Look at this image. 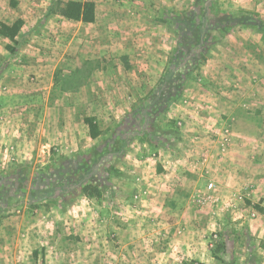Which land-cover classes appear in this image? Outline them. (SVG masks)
Instances as JSON below:
<instances>
[{
	"label": "rangeland",
	"instance_id": "374dc122",
	"mask_svg": "<svg viewBox=\"0 0 264 264\" xmlns=\"http://www.w3.org/2000/svg\"><path fill=\"white\" fill-rule=\"evenodd\" d=\"M52 1L0 0V8H10L1 14L6 22L25 20L15 56L6 50L8 41L6 45L0 41V226L6 228L0 237V264H264V213L253 207L264 208V185L259 182L264 180V99L251 97L264 93V77L260 78L264 74V32L258 30L256 21L264 24V0H172L167 11L162 9L165 1L156 0L152 51L147 50L150 39L140 37L135 44L130 31H123L120 51L111 53L116 56L111 61L99 57L98 26L49 15ZM231 13L252 16L254 21L229 32L213 29ZM194 23L199 28L208 24L213 30L201 36ZM54 26L60 34L67 29L78 32L83 42L66 47L62 41L61 48ZM203 40L217 44L194 69ZM42 60L48 74L44 78L39 75ZM175 63L179 68L170 75L168 70ZM205 67L208 74L215 72L213 81L223 76L220 83L225 85L219 90L233 88L238 103L250 115L242 119L239 129L234 118L228 123L221 119L212 130L215 151L198 157L204 167V185L214 182L219 198L216 204H188L197 221L199 215L206 216L200 227L210 253H202L199 261L192 253L198 244L186 252L177 247L169 252L173 240L165 232L167 218L161 217L168 207L162 200L148 205V200H155L153 191L145 194L141 185L131 188L129 182L134 178L131 170L138 168L134 155L142 152L160 166L159 154L169 152L152 150L147 142L142 147L146 135H140L146 127L159 135L177 127L180 140L172 150L180 153L181 161L187 156L183 151L192 150L185 133H190V127L181 114L201 116L206 106L199 97L216 102L218 95L199 88L197 100L185 91L196 74L198 85L203 83ZM233 68L248 70L259 81L250 103H245L248 99L241 94L238 80L229 76ZM15 78L26 88H17ZM165 105L163 115H147ZM85 117L97 120L102 131L98 139L89 137ZM227 129L231 140L225 145ZM170 139L175 141L173 136ZM120 140L127 142L123 159L114 154ZM236 146L243 153L237 158L245 160V172L234 173L230 183L224 170L218 175L212 169L211 161L226 160ZM115 165L122 176L111 168ZM109 169L112 174L107 176ZM90 180L108 181L101 199L89 193L79 196ZM191 193H186L187 199ZM181 224L188 226L186 232L179 231ZM197 225L195 218L180 222L174 242L185 233V239L193 242L198 237Z\"/></svg>",
	"mask_w": 264,
	"mask_h": 264
},
{
	"label": "crops",
	"instance_id": "0c3cea01",
	"mask_svg": "<svg viewBox=\"0 0 264 264\" xmlns=\"http://www.w3.org/2000/svg\"><path fill=\"white\" fill-rule=\"evenodd\" d=\"M91 1H94L96 4V21L92 24H84L82 22H77V23L82 25L98 26V32H99L98 36L100 38V40L98 39V41L102 43V45L99 47V51H100L99 57L102 61L103 60L111 61L112 59H116V56H112L111 53H118L120 51L118 47L119 45H122L120 43V40L121 37H124L123 31H130V39L134 41L132 43L135 44H138V40L140 39V37L150 39V41L148 40L147 43L150 44L149 46H147V50L149 51L150 49L152 51L153 44L155 43V38H154L155 34L153 32V27L155 26L151 23V20L152 18H154L157 9L153 5V2L154 1L156 2V0H91ZM164 1L166 4L162 5L163 6L162 9L163 10L165 9V11L171 9L169 7L170 5H172V0H164ZM9 9L10 8H0V21L6 22L4 18H2L1 14L4 13V10L6 11ZM19 19H22L25 22L23 18H19ZM58 23L59 22H56V24ZM54 27L55 29L57 28V26ZM57 29L59 31V28ZM57 29L56 32H53V34L56 33V35H58L57 38H59L60 40L59 43H61L60 44L61 48L63 42L64 44H66V47H69V43L74 42L75 44H77L76 46H78V44L82 43L84 40L83 38L80 37L81 35L77 36L78 32H75L73 30L69 31V29H67L62 31V34L66 33V35L64 36L60 34L57 31ZM118 33H120L121 36H118ZM167 40H169V36ZM0 41H3L5 45L7 44L6 40L1 37H0ZM42 42H46V40H42ZM76 46L72 47L71 50H74ZM124 46L125 48L129 46L128 42H125ZM125 48H123V50ZM59 56L60 53L58 52V54L54 56V59L55 60L57 58L59 59ZM150 57L152 60L155 59L153 56ZM41 63L42 66L39 75L41 78H44L48 76V74L45 71L46 64L43 65L44 60H42ZM151 65L155 66L154 63H152ZM207 66L209 67V65ZM206 67L202 71L203 83L198 85V81H197L198 75L196 74L195 78L190 79V81L187 83V87L185 91L189 92L197 100L199 97L198 94H200V91H198L199 88H202L201 90H204L206 92L209 91L208 92L209 95H211L213 91H217L218 92L217 100L216 102H213V100H211L210 98L201 95L199 98L202 100L199 101H201L200 102L201 104H205L206 106L201 116L192 118L186 116L185 113L181 114V117L183 118L184 122H187V124L189 125L188 127H190L189 129L190 133L186 130L185 133L188 135V137H190L191 142L193 143L192 150L187 149L183 151L185 155H187L186 159H184V161H181L177 157V155L180 153H177L178 151L176 149L169 150V152L160 149L159 152L161 151L163 152L159 154L160 157L158 159L161 163L159 166V164H156L155 162L149 160V158H146L142 152H139L137 153V155L133 156L135 165H138V168H133L131 170V173L134 175L133 176L134 178L132 179L131 182H129L131 188H138V186L140 187L141 185L142 190H146L145 194H147V192L151 190L153 191L155 200L154 201L148 200L146 202L148 205L153 202L159 204L162 200V204L168 207V212L166 211L165 214L163 213L161 217L167 218L168 224L165 232L169 234L168 238L170 239L172 238L173 240L171 241V244L169 246L170 247L169 252L170 253L174 252V247H177L176 249L177 251L181 249L186 252L187 250H190L191 247H193V245L198 244L197 246L198 248L196 247L195 249V247H193L192 253L195 259L196 260L198 259L199 261L202 260V258H199L201 257L202 253H205V251H207L208 253L210 252L206 248L207 245L205 246L206 243L202 241L203 239H205V236L203 235L205 230L203 228L201 229L200 227V224L202 226L206 222V216H202L198 214L199 216L197 221V217L194 215V213L190 212V209L188 208V204L190 203L189 201H193L194 192L198 191L199 187L205 186L204 180L201 178V172L204 171V167L203 165H201L200 161L198 160V157L204 156L206 152L213 153L215 151L214 142L212 139L213 138L212 130L218 124H220L221 119H223L224 122L228 123L230 122V119L234 118L235 126L237 129H239L240 124H242V119L245 117H249L250 115L249 113L250 110L245 111L240 106L242 103L240 104L238 103L237 99L239 95H235L236 91L233 88L231 90V87L228 86L229 88L226 89L225 91L219 90L222 89L221 87H224L225 85V84L221 85L220 83V80L223 79V76H221V78H218L217 79L218 81H213V79L216 80L214 76L215 72H211V74H208L209 72L206 70L207 69ZM229 76L238 80L240 87H242L243 89V93L241 94L243 95V97L248 99L247 101H245V103L249 102L251 92L255 93L256 91L257 93L258 88L256 86L259 83V81H257L258 79L256 81L253 80L254 77L248 70L240 71V70H236L235 68H233V72ZM262 77H264V74L260 76V78ZM14 81H15L14 85H16L17 88L20 89L26 88L22 86L23 81L20 80V78H15ZM260 89L262 88L260 87ZM229 92H231V94ZM213 95H216V93H213ZM258 95L260 96L255 95L251 97L253 98V100L258 99V97L262 98V100L264 99L263 92H259ZM215 109H216L215 114H212V111H214ZM141 145L142 147H147L146 143H141ZM179 147H181V144L179 145ZM150 148L152 150H158L156 149V147L154 148V146ZM167 152L168 154H170V156L168 157H170L171 160L167 158V154H166ZM238 152L239 150L238 147L236 146L229 152L226 160L215 159L216 161L214 160L211 161L213 162L212 169L216 170V172H218V175H220L222 170H224L223 174L230 183H232V181L235 180V178L232 177L234 173L242 174L243 172H245V169H243L245 167L244 164L245 160L243 161L242 159L237 158L239 155H243V153L239 154ZM173 155L175 157H173ZM215 155H217V158L219 157L218 153H216ZM162 156L165 158L164 161L161 160ZM152 160L154 159L152 158ZM239 180H241V178H239ZM259 182H260V186L264 185V180L262 184L261 181ZM188 191H191L193 194L191 193L192 197L187 199L186 193H188ZM169 205L171 207L175 206V208L171 209ZM193 218H195V223L198 224L197 225L198 237L195 236L194 241L189 242L190 239L189 240L185 239V237L188 236L186 235L187 233H185L183 237L179 238L180 241L174 242L175 240L174 236L177 235L176 229H178L177 227L180 224V222L186 223L187 221H192ZM4 227L5 224L4 226H0V237H2V232H5L6 230V228ZM179 228H180L179 229L180 232L181 231L183 232L184 230L186 232L188 230V226L184 224H181ZM3 235L5 236L4 233ZM2 246L3 245L0 244V247Z\"/></svg>",
	"mask_w": 264,
	"mask_h": 264
},
{
	"label": "trees",
	"instance_id": "16d2710c",
	"mask_svg": "<svg viewBox=\"0 0 264 264\" xmlns=\"http://www.w3.org/2000/svg\"><path fill=\"white\" fill-rule=\"evenodd\" d=\"M49 15L52 16H61L62 18L70 21L75 22H82L84 24H92L96 21V4L94 1L87 0L85 2L82 1H76V0H53L50 7H49ZM248 21H254V18L252 16H235L232 13L229 15V17L226 20L221 19L220 24L217 27H213V29L219 28V30L223 32H229L230 30L237 28L241 25H247L246 22ZM257 27L260 32L263 30V21L260 19H257ZM176 24L180 25V22H177ZM24 26V21L22 19H17L14 22L8 24L6 22L0 21V37L8 41V44L6 45V50L12 55L15 56L17 54V46L19 45V42L17 40L18 35L20 34L22 28ZM195 29L199 28L200 26L197 23H194ZM224 28V29H223ZM201 32V36H204V33L206 31H210L213 29L209 28V25L206 24L205 27L199 28ZM184 36V35H182ZM217 43L216 42H209L208 40H203L200 43V53H199V62H195L194 69L198 68L200 64L204 63L207 60V55L209 54L212 47H214ZM179 65L175 63L171 66V68L168 70V73L170 75L175 74V72L178 70ZM171 78V76H170ZM168 78V79H170ZM167 106H163L159 108L157 111L147 112V115L153 114L154 116H160L163 115V113L166 111ZM83 122L88 130V135L92 140L98 139L102 135V131L100 129V126L97 122V120L94 117H85L83 119ZM147 129V127H146ZM144 129V131L141 133V142H147L150 146H154L156 148H164L172 150L177 142L180 140L179 138V129L177 127L173 129H168L167 132L163 134H151L152 132H149L148 130ZM145 130L149 132V134H146ZM154 135V136H153ZM173 136L174 140L170 139V137ZM154 137L156 139L154 140ZM120 145V148L118 151L114 152L115 156L119 159H123L126 155V152H124L123 148L126 146L127 142L125 140L118 141ZM113 171L116 173L117 176H122L123 173L121 170H117V166H111ZM107 176H110L112 174V171L109 169L106 172ZM108 181H95L90 180V183L88 185H85L81 189V194L79 196H84L85 194L89 193L91 197H95L98 199H101L107 188H108ZM249 205H251L250 202H248ZM256 211L263 214L264 208L261 206H253Z\"/></svg>",
	"mask_w": 264,
	"mask_h": 264
},
{
	"label": "built area",
	"instance_id": "2783aa9c",
	"mask_svg": "<svg viewBox=\"0 0 264 264\" xmlns=\"http://www.w3.org/2000/svg\"><path fill=\"white\" fill-rule=\"evenodd\" d=\"M227 135L225 137V145H228L230 142V130H226ZM225 151V150H224ZM207 159H204L206 162ZM217 186L214 182H208L207 185L200 189L199 191H195L193 194V202L198 204V202L202 205L207 203L216 204L219 202V198L216 195Z\"/></svg>",
	"mask_w": 264,
	"mask_h": 264
}]
</instances>
